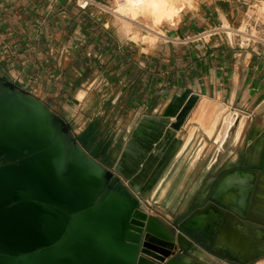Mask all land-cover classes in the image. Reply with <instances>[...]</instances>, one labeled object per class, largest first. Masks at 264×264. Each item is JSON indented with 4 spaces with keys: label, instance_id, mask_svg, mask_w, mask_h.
Wrapping results in <instances>:
<instances>
[{
    "label": "crops",
    "instance_id": "obj_1",
    "mask_svg": "<svg viewBox=\"0 0 264 264\" xmlns=\"http://www.w3.org/2000/svg\"><path fill=\"white\" fill-rule=\"evenodd\" d=\"M97 1L85 12L76 0H0V71L119 168L166 228L193 218L207 247L195 244L187 264L264 263V34L230 33L247 0L180 1L152 42L153 21L129 31L113 0ZM235 108L246 112L237 122Z\"/></svg>",
    "mask_w": 264,
    "mask_h": 264
},
{
    "label": "water",
    "instance_id": "obj_2",
    "mask_svg": "<svg viewBox=\"0 0 264 264\" xmlns=\"http://www.w3.org/2000/svg\"><path fill=\"white\" fill-rule=\"evenodd\" d=\"M198 100L190 96L173 129ZM85 143L0 71V264H187L195 244L207 247L192 217L166 228Z\"/></svg>",
    "mask_w": 264,
    "mask_h": 264
},
{
    "label": "built area",
    "instance_id": "obj_3",
    "mask_svg": "<svg viewBox=\"0 0 264 264\" xmlns=\"http://www.w3.org/2000/svg\"><path fill=\"white\" fill-rule=\"evenodd\" d=\"M76 2L79 8L85 12L88 10V8L100 4L97 0H76ZM245 5L246 16L242 21L241 26L230 31V33L244 36L246 38L245 42L247 43L263 42L262 37L264 34V0H247L245 2ZM219 31H221L220 28L205 30L195 35L194 37H187L185 41L192 42L193 40H206L208 37L217 34ZM157 36L164 37L161 33H158ZM238 112L243 114L246 113L242 110V108H235L233 114L237 115ZM136 195L141 199L143 205L150 213L154 212L150 209L149 204L145 202V200L139 193H136Z\"/></svg>",
    "mask_w": 264,
    "mask_h": 264
},
{
    "label": "bare ground",
    "instance_id": "obj_4",
    "mask_svg": "<svg viewBox=\"0 0 264 264\" xmlns=\"http://www.w3.org/2000/svg\"><path fill=\"white\" fill-rule=\"evenodd\" d=\"M180 1H183V0H120V3H121V7L123 9H126L128 14H131L133 16H135V15L138 16V15L144 14V13L150 14L152 16H155L157 18V20L161 21L162 18L173 15V9H174L176 3L180 2ZM117 12H119V11H117ZM127 18L132 19L131 17H127ZM132 21H135V20L132 19ZM145 28H148V30L151 31L152 33L156 34V36L159 33L157 31H155L154 29H151L147 26ZM233 130H234V127L232 125H230L229 131L232 132ZM241 183H242V181H241Z\"/></svg>",
    "mask_w": 264,
    "mask_h": 264
},
{
    "label": "rangeland",
    "instance_id": "obj_5",
    "mask_svg": "<svg viewBox=\"0 0 264 264\" xmlns=\"http://www.w3.org/2000/svg\"><path fill=\"white\" fill-rule=\"evenodd\" d=\"M113 2H114V4L115 5H117V8H118V11L120 12V14L122 15V16H124L125 18H127V17H131L132 19H134L135 21H132V19H130V18H128L129 20H130V25H127V28H128V30L130 31L131 30V28H132V26L131 25H133V23H135L136 22V19L137 18H139V20L141 19V18H144L145 20H149L151 23H152V21H153V26H148L149 28H151V29H154L155 31H159V28H157L156 26H158L162 21H163V19H165V18H171L172 16H167V17H165V18H162V20L161 21H159V20H157V18L155 17V16H152V15H150V14H140V15H135V16H133V15H131V14H128V12L126 11V9H123L122 7H121V3H120V0H113ZM179 2H177L176 3V5L178 4ZM176 5H175V7H174V9L176 8ZM174 9H173V14H174ZM176 10V9H175ZM132 21V22H131ZM144 29H147L148 30V28H144ZM149 31V30H148ZM135 39H138V37H135ZM157 39V36H156V34H154V33H152L151 31H149V33H148V36L147 37H145V40L146 41H154V40H156ZM213 102V101H212ZM214 103H217V102H214ZM218 104V103H217ZM202 107V106H201ZM223 107H222V111H223ZM225 111V110H224ZM201 109H200V115H201ZM206 114H208V115H211L210 114V112H208V113H206ZM206 114H204V115H206ZM228 114H230V112H228ZM201 116H203V115H201ZM234 119H235V122H237V120L239 119L238 118V116L236 117V115H234V114H232V116H230V120H233L234 121ZM237 119V120H236ZM240 119H242V117L240 118ZM135 193H136V191H135ZM147 204H148V202H146ZM261 264H264V263H261Z\"/></svg>",
    "mask_w": 264,
    "mask_h": 264
}]
</instances>
